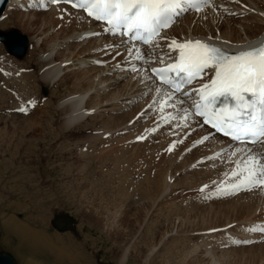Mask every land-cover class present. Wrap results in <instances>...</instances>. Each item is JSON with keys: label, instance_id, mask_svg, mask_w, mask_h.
Segmentation results:
<instances>
[{"label": "rangeland", "instance_id": "374dc122", "mask_svg": "<svg viewBox=\"0 0 264 264\" xmlns=\"http://www.w3.org/2000/svg\"><path fill=\"white\" fill-rule=\"evenodd\" d=\"M257 1L264 9V0ZM5 10L0 31L13 29L25 35L28 48L19 60L9 55L0 42V74L8 76V79H0V252L10 254L16 264H203L211 256H222L219 259H224L220 264L264 262V259L252 257L256 253L264 255L261 254L264 246L256 247L264 242L221 249L214 242L216 240L209 237L212 235L197 233L212 227L226 228L228 223L233 225L240 219L253 218L255 212L263 208L261 205L255 208L252 204L262 197L260 189L211 203L195 201L192 195L197 196L196 187L211 180L224 166L211 163L192 167L202 150L182 151L175 143V133L168 129H163L164 133L156 131V139L154 135L149 137L154 144L144 141L145 133H137L135 128L130 135L122 132L137 120L135 111L145 104L142 101L141 105L124 112L121 108L131 102L126 101L130 97L124 98L125 95H121L122 99L107 101L106 106L89 110L92 113L88 111L82 120L71 126L67 124V127L61 117L64 109H56V105L69 93L79 91L70 87V81L79 69L71 71L69 67L80 57H89L81 51L93 41L80 47V43H71V39L62 35L53 37L52 33L47 40L49 43L43 42L34 54H30L32 38L35 34H43L40 33L43 32L40 21H45L47 14L32 13L33 20L31 16L27 18L33 23L37 20V23L26 27L20 22L22 15H15L22 11L11 7L5 15ZM22 13L28 15V12ZM213 14L216 15L214 10L198 15L199 30L207 32V26L215 28L225 22L218 13L215 21L211 17ZM259 23L262 26L263 22ZM193 25L194 22L186 23L183 29L178 25L173 28V33L183 36L181 32L187 29L189 33ZM229 26L242 29L240 23L233 21H229ZM240 35L244 36V32ZM43 53L50 58L53 56L52 66H60L61 76L54 86L40 80V75L51 66L35 64L36 58ZM66 62L69 63L65 65ZM23 66L30 70H24ZM104 68L107 73L109 67ZM124 79L113 83L112 87L101 88L102 92L108 94L121 89L120 93L125 94L130 85L124 86L128 76ZM31 94L38 97L39 104L30 114L21 115L17 106ZM122 112L130 114L112 119ZM154 118L156 114L149 120ZM138 125V130L145 131L151 122L142 123L139 119L134 127ZM166 146L167 150L160 153ZM164 177L169 179L166 186ZM57 215L63 217L57 218L56 225L51 224ZM184 219L188 220L189 228L183 227ZM22 226L36 233L35 237L29 239L28 231L22 230ZM124 252L126 258L121 262Z\"/></svg>", "mask_w": 264, "mask_h": 264}, {"label": "snow or ice", "instance_id": "6c2138e0", "mask_svg": "<svg viewBox=\"0 0 264 264\" xmlns=\"http://www.w3.org/2000/svg\"><path fill=\"white\" fill-rule=\"evenodd\" d=\"M58 4L60 0H52ZM72 2V0H68ZM209 0H75L74 7L86 10L88 16L105 21L109 31L132 34V39L151 43L160 37L163 29L169 28L178 10L187 4L200 11ZM162 38V37H161ZM170 51L177 53L175 62L162 68H154L161 82L180 91L181 83L170 75L191 83L202 78L206 72H213L212 78L196 89L199 100L195 103L196 115L203 117L205 124H211L233 140L264 143V44L229 54L205 41L172 39ZM142 58V57H138ZM163 63V58H161ZM181 81V82H183ZM188 95V93H185ZM224 98L223 106L217 109V102ZM233 103L230 105L228 100ZM20 111H26L21 108ZM143 139V137H138ZM233 175H237L235 172ZM264 186V163L256 157L243 169L239 183L241 187Z\"/></svg>", "mask_w": 264, "mask_h": 264}, {"label": "bare ground", "instance_id": "6f19581e", "mask_svg": "<svg viewBox=\"0 0 264 264\" xmlns=\"http://www.w3.org/2000/svg\"><path fill=\"white\" fill-rule=\"evenodd\" d=\"M20 1H25V0H20ZM250 1H252L253 2V4L255 5V3H256V8H257V10H259V11H261L262 12V14H264V9L260 6V4H259V2L256 0H250ZM19 1L18 0H9L8 2H7V4H6V6H5V8H6V10H5V8H4V10H5V15H6V12H8L9 10H10V8L11 7H15V8H17V7H19V3H18ZM263 3V2H262ZM18 9V8H17ZM56 9H57V7H52V9H50L49 11H39V12H35V11H29L28 12V15H26V14H24V13H22V12H19V13H17L16 12V14L15 13H13V12H10L11 14L13 13V14H15V15H22V20L20 21V22H22V23H24V25H26V27L28 26V27H32L33 26V24L35 25V23H37V20H35V22L33 23V22H31V20L29 21L28 20V18L27 17H29V16H31L30 18H32V13H37V15H42V14H47V16L45 17V21H40V26H41V29L43 30V32H41L39 29V31H40V33H46L45 31H44V29L46 30H49L48 31V33H46V34H42V35H40L41 37H38L39 35H36L35 34V36L32 38L33 40H32V49H31V53L30 54H34L36 51H37V49L39 48V46L44 42V43H46L47 44V40L50 38V37H58V35H62L63 36V38H68V40H70V37H77L78 36V34H79V31H80V29H78L77 30V32H75L74 30L75 29H77L75 26H78V24H76V21H75V18L73 17V16H70V17H67V18H70V20H71V25H68V23H66V21H65V19H58V17H59V13H58V11H56ZM19 10V9H18ZM213 10H215V9H212V10H210V11H208V13L210 14V13H212V11ZM218 10H220V13H222V10L221 9H218ZM3 13H4V11H3ZM3 13H2V16H3ZM218 13V16L220 17V16H222V18H224V21L225 22H223L222 24H220L219 26H215V28H217L218 30H219V34H216L215 32H214V27H208L207 25H205V26H207V32L206 31H201V30H199L198 29V26H197V17H198V15L199 14H202V13H198V14H192V15H188L187 17H185V18H187V19H183L178 25H181V27H180V29H183V25L184 24H186L187 23V25L189 24V25H191L193 22H194V25H193V28L191 29V31L188 33V31H187V29L185 30V32L184 31H182L181 32V34H186V35H183V36H177V35H175L174 33H175V31H174V33H173V28L175 29V28H177V26H175V27H173V28H171V30L169 31V34L170 35H175V36H177V37H181V38H184V36H204V35H207V34H211V35H213L214 37H216V36H219L220 38H222V39H225V40H227V41H229V42H232V43H241V42H243V41H246L247 39H250V38H253V37H256V36H258L259 34H261L262 33V31H263V29H264V16L262 15V14H254L249 20L250 21H246L247 23H240V27L242 28L241 30H240V28H235L234 26H229V21H230V19L229 18H227V17H224V15H222V14H220L219 12H217ZM217 13H216V15H217ZM36 15V14H35ZM196 15V16H195ZM216 15H212L211 17L215 20V21H217V19H216ZM2 16H1V18H0V20L2 19ZM15 17H17V16H15ZM65 17V16H64ZM71 17H72V19H71ZM9 18H10V16H9ZM8 17H7V19L6 20H8L9 19ZM19 18V17H18ZM21 18V17H20ZM27 18V19H26ZM29 18V19H30ZM36 18V17H35ZM38 19V18H37ZM32 20H33V18H32ZM39 20V19H38ZM2 21H4V20H2ZM19 21V20H18ZM255 21V22H254ZM259 21H261V22H263L262 23V26L261 25H259V24H261V23H259ZM5 22H7V21H5ZM186 22V23H185ZM254 22V23H253ZM38 23H39V21H38ZM219 23V22H218ZM3 24V23H2ZM64 24H66V25H68V27L67 28H65V27H63V25ZM216 24V23H215ZM38 25V24H37ZM212 26V25H211ZM82 27H85V26H82ZM188 28V27H187ZM31 28H29V30H30ZM46 30V31H47ZM52 30V31H51ZM36 31H37V28H36ZM244 32V36L243 35H240V32ZM71 32V33H70ZM209 32V33H208ZM54 34V35H52L51 36V34ZM192 33V34H191ZM176 34H177V32H176ZM91 42V41H90ZM95 41H93V43H94ZM49 43V42H48ZM92 43V42H91ZM45 45V44H44ZM97 45V43H95V46ZM50 46V45H49ZM94 45H92V44H90L89 46H86V47H84L83 49H82V51H81V54H85V53H87V55L90 57V56H92V54H90V48H92ZM48 51V50H47ZM47 51H46V53H47ZM29 53V52H28ZM80 54V55H81ZM102 54V53H101ZM47 56V55H46ZM46 56H44V53H43V55H41L40 56V58H36V60H35V64L37 65L38 63H42L43 65L42 66H46V65H51L53 62H54V59H52V57L50 58V57H46ZM85 56V55H84ZM97 56H99V54L97 53ZM87 57V56H86ZM89 57L87 58V59H81V57H80V59L79 60H76V62L75 63H73V64H71V67H69L70 68V70L71 71H74V69H79L78 71H76L75 73H74V75L73 76H75L74 77V79L73 80H71L70 82H71V84H70V87L71 88H75V89H79V91H73V92H71V93H69L68 94V96H65L64 98H62L58 103H57V105H56V109H64V112H63V114H62V118L65 120V122H64V124L67 126V124L69 125V126H71L72 124H75V123H78L80 120H82L87 114H88V111L90 110V111H92V109L93 110H96L95 109V107L96 108H100V107H102V106H106L107 105V101H110V100H112V99H114V100H117L118 99V97H120V99H122L121 97L123 96V95H125L124 96V98L125 97H131V96H135L134 94H136L138 91H141V93L143 92V89L144 88H146L147 87V85H145V84H143V82H144V79H143V77H142V73H140V72H138V73H132V74H129V75H127L128 76V80L126 79V81H125V85L124 86H128V85H130V87H129V89H128V91L125 93V94H123V93H120L121 92V89L120 90H117V92L116 91H112L111 93H103L102 92V90H101V88H109V87H112L113 86V83H117V81L118 80H121V79H124V78H126L127 76H125V73H124V71H119L118 73H114L113 72V70H111L110 69V67L108 68V72L107 73H105V68L104 67H98V66H96L95 64L93 65V63L91 62H88V59H89ZM64 61H66L65 59H64ZM60 62V61H59ZM58 62V63H59ZM91 64V66H89L88 64ZM56 64V63H55ZM61 64H62V62H61ZM57 66V65H56ZM75 66H76V68H75ZM63 67V66H62ZM74 67V68H73ZM43 68V67H42ZM60 66H57V67H55V65H51V66H49V67H47V69H45L44 70V72L42 73V75H40V80L42 81V82H45V83H47V84H49V85H52V86H54V85H56V83H57V81L59 80L58 79V77H60L61 75L59 74L60 73ZM41 74V73H40ZM122 74H124V75H122ZM27 75V74H26ZM60 75V76H59ZM31 78V77H30ZM61 79V78H60ZM125 80V79H124ZM21 83H22V81H21ZM25 83V82H24ZM25 85H27V86H29V84L26 82V84ZM126 88V87H125ZM92 89H93V91H92ZM126 89V90H127ZM30 90V89H29ZM123 91L125 90V89H122ZM122 91V92H123ZM91 92V94H89ZM140 93V94H141ZM88 94H89V97H88V99H87V96H88ZM140 94H138L137 96H139ZM122 95V96H121ZM92 97V98H91ZM87 99V100H86ZM105 100V101H104ZM113 101V100H112ZM119 101V100H118ZM103 102L105 103V105H103ZM116 103H118V102H116ZM119 103H121L120 101H119ZM122 104V103H121ZM125 104V103H124ZM144 105V104H143ZM98 106V107H97ZM140 107H142V106H140ZM87 110V111H86ZM138 110H140V109H138ZM137 110V111H138ZM90 111H89V113H90ZM134 111V110H133ZM133 111H130V112H133ZM137 111H135V112H137ZM118 113H120V112H118ZM116 114V113H115ZM124 114V115H123ZM129 114L130 113H123L122 112V115H115L114 117L112 116V119L113 118H116L117 117V119H118V117L120 116V117H123V118H125V117H127V116H129ZM126 115V116H125ZM142 114H140L139 116H141ZM134 116V115H133ZM152 117V116H151ZM151 117H149V118H151ZM88 118V117H87ZM130 118V117H129ZM133 118V117H132ZM149 122H151V125H153V122L155 123L156 122V118H154L153 120L151 119V120H148ZM68 127V126H67ZM66 127V128H67ZM161 131H163V130H161ZM163 133H164V131H163ZM93 139V138H92ZM169 139V138H168ZM164 140V139H163ZM166 142V141H165ZM168 142V141H167ZM163 143V142H162ZM163 148V147H162ZM199 149H201V150H203L202 148H199ZM199 149H197L198 151H201V150H199ZM171 150V149H170ZM172 151V150H171ZM197 151V152H198ZM205 151H207V149L205 150ZM174 152V151H173ZM196 152V151H195ZM196 152V153H197ZM192 153V152H191ZM198 154V153H197ZM188 155V154H187ZM171 157V156H170ZM173 157V156H172ZM185 157V156H184ZM187 158V157H186ZM191 158V157H190ZM184 159V158H183ZM194 159V158H193ZM169 160V159H168ZM167 160V161H168ZM171 162V161H170ZM169 162V163H170ZM185 162V161H184ZM189 163H190V161H189ZM188 163V164H189ZM186 164V163H185ZM221 167V166H220ZM220 167H217V168H220ZM207 170V169H206ZM205 170V171H206ZM209 170V169H208ZM218 170V169H217ZM166 171V170H165ZM164 171V172H165ZM180 171V170H179ZM197 171V170H196ZM210 171V170H209ZM214 171V170H213ZM212 171V172H213ZM200 172V171H199ZM202 172V171H201ZM200 172V173H201ZM203 172H204V170H203ZM207 172V171H206ZM205 172V173H206ZM218 172V171H217ZM194 173V172H193ZM204 173V174H205ZM207 174H209V173H207ZM212 176V175H211ZM203 177V176H202ZM213 178V177H212ZM211 178V179H212ZM164 179H165V177H164ZM162 180V179H161ZM167 179H165L164 181H165V186L166 185H168V183H169V179L166 181ZM197 180H198V178H197ZM200 180V179H199ZM261 190V189H260ZM253 192V191H252ZM263 196H264V193H263ZM0 198H2V197H0ZM254 198V197H253ZM258 199V200H257ZM257 199H255L253 202H252V204H254L255 205V208H256V206L258 207V206H262L263 208H264V199L261 201V198H257ZM257 201V202H256ZM261 203V204H260ZM254 205H252L253 207H254ZM252 206L250 207L249 206V208H252ZM241 208V207H240ZM243 208V207H242ZM244 208H246V207H244ZM247 209V208H246ZM253 209V208H252ZM251 210V209H250ZM248 211V210H247ZM249 212V211H248ZM6 218V217H5ZM83 218V217H82ZM98 219V218H97ZM188 220H186L185 221V219L182 221V223H183V227L184 228H189V227H187V225H189L188 223H186ZM190 223L192 224V221H190ZM224 223H226V221L224 222ZM223 223V224H224ZM194 225H195V223H194ZM198 225V224H197ZM203 225V224H202ZM172 226V225H171ZM170 226V227H171ZM201 226V225H200ZM206 227V226H205ZM172 228V227H171ZM196 228V227H195ZM198 228V227H197ZM213 228V227H212ZM21 229L23 230V229H26L27 231H28V238L29 239H32V238H34L35 237V235H36V233H34L33 231H31V230H29V229H27V228H25V227H21ZM181 230H184L183 228H181ZM208 230V229H207ZM205 231V230H204ZM202 231H199V232H197V233H201ZM207 235H209L208 233H206ZM16 238H18V236H16ZM146 241V240H145ZM149 241H150V239H149ZM153 242V241H152ZM150 243V242H149ZM148 243V244H149ZM147 245V244H146ZM259 245V244H258ZM260 246L262 247V246H264V245H259V246H256V247H259L260 248ZM255 247V248H256ZM261 250V249H260ZM264 250V249H263ZM127 251V250H126ZM227 254L228 253H226V256H227ZM261 254H264V252L262 251L261 252ZM211 255H212V253H211ZM223 255V254H222ZM220 257H222V256H220ZM219 257V258H220ZM225 257V256H224ZM254 259L255 258H258L259 257V259L260 260H263L264 259V255L263 256H260V254H258V253H256V255H253L252 256ZM125 258H126V252H124L123 254H122V257H121V262H123L124 260H125ZM218 257L217 258H215L214 256H211L209 259H208V261H206V262H203V264H220L221 263V259H224V258H221V259H219ZM231 258V257H230ZM251 258V257H250ZM252 258V259H253ZM229 259V258H228ZM258 259V260H259ZM229 260H231V259H229ZM228 260V261H229ZM245 260H247V259H245ZM170 261V260H169ZM240 261V260H239ZM249 261V260H248ZM253 261V260H252ZM237 262V261H236ZM238 263V262H237ZM249 263V262H248ZM251 263V262H250ZM36 264H37V262H36ZM201 264V263H200ZM230 264V263H229Z\"/></svg>", "mask_w": 264, "mask_h": 264}, {"label": "water", "instance_id": "95a60500", "mask_svg": "<svg viewBox=\"0 0 264 264\" xmlns=\"http://www.w3.org/2000/svg\"><path fill=\"white\" fill-rule=\"evenodd\" d=\"M6 1L7 0H0V12L3 9ZM0 40L7 41V50L18 56H21L23 54L25 46L27 44L26 37L15 30L9 31L5 35H2L0 33ZM66 216L70 218L69 215H66ZM58 217L59 216H57L52 221L53 225H55V220H57ZM61 217L63 216L61 215ZM0 264H16V263L10 254L1 251L0 252Z\"/></svg>", "mask_w": 264, "mask_h": 264}]
</instances>
